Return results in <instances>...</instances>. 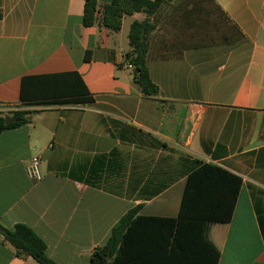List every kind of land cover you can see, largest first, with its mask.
<instances>
[{
	"label": "crops",
	"instance_id": "1",
	"mask_svg": "<svg viewBox=\"0 0 264 264\" xmlns=\"http://www.w3.org/2000/svg\"><path fill=\"white\" fill-rule=\"evenodd\" d=\"M112 1L98 0L86 27L84 0H0V115L31 117L0 134V226H29L57 264H91L130 210L177 218L188 176L211 164L242 180L232 219L183 224L178 264H264V0H210L223 24L194 11L178 38H150L154 27L146 63L155 98L126 60L143 14L111 31L102 15ZM70 74L92 103L50 104L69 91L66 78L22 102L24 79ZM35 156L40 180L27 174ZM0 264L40 263L0 234Z\"/></svg>",
	"mask_w": 264,
	"mask_h": 264
},
{
	"label": "trees",
	"instance_id": "2",
	"mask_svg": "<svg viewBox=\"0 0 264 264\" xmlns=\"http://www.w3.org/2000/svg\"><path fill=\"white\" fill-rule=\"evenodd\" d=\"M83 24L93 26L97 21L98 0H84ZM174 0H113L105 6L102 23L105 28L118 32L124 16L143 14L146 19L154 18L165 5ZM134 21L129 32L130 50L127 62L133 67L134 81L147 97L159 95V87L152 81L146 59L149 50L148 34L154 28ZM89 55V53H88ZM75 76V75H74ZM70 75H55L26 78L22 85L21 99L25 104H35L41 92L40 87L48 86L51 79H68L64 96L52 99L50 104L70 105L92 103L93 97L82 84V90L69 82ZM43 80V82H42ZM61 81V80H59ZM65 81V80H64ZM65 87V88H66ZM34 90V91H32ZM32 91V93H31ZM27 111H17L12 116L18 122L5 123L0 115V134L7 129L31 123ZM242 180L238 176L211 164H204L192 172L187 179L180 213L177 218H147L138 216L140 207L126 213L113 227L105 245L97 247L91 256V264H178V233L185 223H206L226 226L231 222ZM0 234L19 257H32L40 264H57L47 256V244L29 226L17 224L8 230L0 226ZM181 250V249H180ZM171 254V255H170ZM167 257V258H165ZM190 264V263H189Z\"/></svg>",
	"mask_w": 264,
	"mask_h": 264
},
{
	"label": "rangeland",
	"instance_id": "3",
	"mask_svg": "<svg viewBox=\"0 0 264 264\" xmlns=\"http://www.w3.org/2000/svg\"><path fill=\"white\" fill-rule=\"evenodd\" d=\"M194 11L201 14L202 20L208 18L211 24L215 22H218L219 25L223 24L222 15L210 0H177L171 5L165 6L154 19L150 18L149 23L154 24L155 27L154 31L150 33V38L161 32L168 34L170 37L175 35L178 38L179 33L183 30L182 26L186 24L190 17L189 14H194ZM145 19L146 16L142 15L141 21ZM130 22V18L125 20L126 29H128Z\"/></svg>",
	"mask_w": 264,
	"mask_h": 264
},
{
	"label": "built area",
	"instance_id": "4",
	"mask_svg": "<svg viewBox=\"0 0 264 264\" xmlns=\"http://www.w3.org/2000/svg\"><path fill=\"white\" fill-rule=\"evenodd\" d=\"M130 68H133L129 65ZM13 110L9 108L6 112H12ZM40 164L41 158L39 156H35L32 158L31 162L27 166V174L33 180H40L41 173H40Z\"/></svg>",
	"mask_w": 264,
	"mask_h": 264
},
{
	"label": "water",
	"instance_id": "5",
	"mask_svg": "<svg viewBox=\"0 0 264 264\" xmlns=\"http://www.w3.org/2000/svg\"><path fill=\"white\" fill-rule=\"evenodd\" d=\"M150 22V19H146V21H145V25L147 24V23H149ZM16 122H18V119L16 118V117H14V116H6L5 117V123L8 125V124H12V123H16Z\"/></svg>",
	"mask_w": 264,
	"mask_h": 264
}]
</instances>
